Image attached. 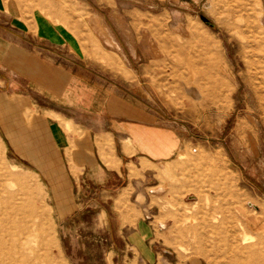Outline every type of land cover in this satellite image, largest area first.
<instances>
[{
  "label": "rangeland",
  "instance_id": "374dc122",
  "mask_svg": "<svg viewBox=\"0 0 264 264\" xmlns=\"http://www.w3.org/2000/svg\"><path fill=\"white\" fill-rule=\"evenodd\" d=\"M4 1L21 15L60 4L81 62L113 85L137 84L145 105L183 129L184 148L153 166L117 210L137 209L135 218L160 227L170 263L264 264L260 0ZM190 87L200 96L190 98ZM1 135L0 239L10 264H71L76 252L62 248L51 188ZM87 253L92 264L110 262V252Z\"/></svg>",
  "mask_w": 264,
  "mask_h": 264
},
{
  "label": "crops",
  "instance_id": "0c3cea01",
  "mask_svg": "<svg viewBox=\"0 0 264 264\" xmlns=\"http://www.w3.org/2000/svg\"><path fill=\"white\" fill-rule=\"evenodd\" d=\"M45 6V14L21 15L18 4L0 0L1 136L51 188L62 248L76 252L71 264H92L93 250L110 252L105 264H181L170 263L148 216L117 206L184 148L183 129L145 105L137 84L113 85L82 63L60 4Z\"/></svg>",
  "mask_w": 264,
  "mask_h": 264
},
{
  "label": "bare ground",
  "instance_id": "6f19581e",
  "mask_svg": "<svg viewBox=\"0 0 264 264\" xmlns=\"http://www.w3.org/2000/svg\"><path fill=\"white\" fill-rule=\"evenodd\" d=\"M186 92L190 95V98L192 97L196 98L200 96L198 94L199 93L198 90L194 87L187 88ZM159 192H161V189H159ZM0 264H10L9 252L7 251V244H6V241L2 239H0Z\"/></svg>",
  "mask_w": 264,
  "mask_h": 264
}]
</instances>
